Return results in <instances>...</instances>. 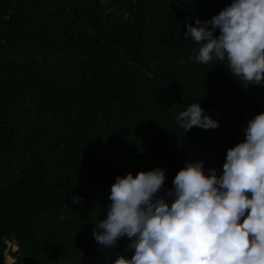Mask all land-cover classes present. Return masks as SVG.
I'll return each instance as SVG.
<instances>
[{"label": "trees", "instance_id": "16d2710c", "mask_svg": "<svg viewBox=\"0 0 264 264\" xmlns=\"http://www.w3.org/2000/svg\"><path fill=\"white\" fill-rule=\"evenodd\" d=\"M230 3L0 0V264L6 242L16 264L130 258L126 237L101 247L91 235L116 176L161 168L163 196L186 161L220 175L264 112V86L195 62L183 33ZM191 103L218 127L184 132L175 116Z\"/></svg>", "mask_w": 264, "mask_h": 264}, {"label": "clouds", "instance_id": "9594fccd", "mask_svg": "<svg viewBox=\"0 0 264 264\" xmlns=\"http://www.w3.org/2000/svg\"><path fill=\"white\" fill-rule=\"evenodd\" d=\"M193 25L185 23L183 35L199 45L195 62L225 61L238 81L264 86V0H231ZM182 109L175 122L184 132L218 127L198 103ZM242 132L219 176L205 173L202 161H186L163 196L161 168L114 178L105 218L91 232L101 247L128 239L131 257L117 255L111 264H264V112Z\"/></svg>", "mask_w": 264, "mask_h": 264}, {"label": "rangeland", "instance_id": "374dc122", "mask_svg": "<svg viewBox=\"0 0 264 264\" xmlns=\"http://www.w3.org/2000/svg\"><path fill=\"white\" fill-rule=\"evenodd\" d=\"M17 250L16 245L13 242H6V250H5V264H13L15 259L11 256V253ZM6 258H10L11 261L7 262Z\"/></svg>", "mask_w": 264, "mask_h": 264}, {"label": "water", "instance_id": "95a60500", "mask_svg": "<svg viewBox=\"0 0 264 264\" xmlns=\"http://www.w3.org/2000/svg\"><path fill=\"white\" fill-rule=\"evenodd\" d=\"M13 264H16L15 262ZM21 264H39L33 260L32 257H22Z\"/></svg>", "mask_w": 264, "mask_h": 264}, {"label": "bare ground", "instance_id": "6f19581e", "mask_svg": "<svg viewBox=\"0 0 264 264\" xmlns=\"http://www.w3.org/2000/svg\"><path fill=\"white\" fill-rule=\"evenodd\" d=\"M6 260H7V262H10V261H11V259H10V258H6Z\"/></svg>", "mask_w": 264, "mask_h": 264}]
</instances>
